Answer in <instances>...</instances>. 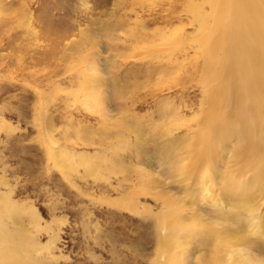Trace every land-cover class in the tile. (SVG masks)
Returning <instances> with one entry per match:
<instances>
[{
	"label": "rangeland",
	"instance_id": "rangeland-1",
	"mask_svg": "<svg viewBox=\"0 0 264 264\" xmlns=\"http://www.w3.org/2000/svg\"><path fill=\"white\" fill-rule=\"evenodd\" d=\"M210 8L0 0V264H155L167 242L194 264L209 234L210 264L230 245L264 263V195L256 231L232 141L201 154L217 165L207 187L185 165L217 89Z\"/></svg>",
	"mask_w": 264,
	"mask_h": 264
},
{
	"label": "bare ground",
	"instance_id": "bare-ground-1",
	"mask_svg": "<svg viewBox=\"0 0 264 264\" xmlns=\"http://www.w3.org/2000/svg\"><path fill=\"white\" fill-rule=\"evenodd\" d=\"M208 3L211 4L209 17L212 19L211 23H215V29L202 33L207 34L204 45L208 44L205 67L209 69L208 74L216 83L217 89L208 95L213 101L206 105L199 125L201 131L196 132L195 140L191 141L195 149H191L189 153L195 151L196 154L193 158L188 154L190 160L185 165L188 176H193L196 182L207 187L211 179L210 171L217 165L203 158L210 155L208 153L211 151H216L217 146L221 145L225 150L226 146H231L232 141L235 152L232 160L236 167L243 168V184L247 186L242 198L244 203L237 207L245 211L248 225L255 229L257 220L250 201L253 196L264 195V0H208ZM196 17L198 20L203 18L201 14ZM202 22L199 21L200 28H203ZM208 74L205 71L206 77ZM52 151L56 160L59 153L54 149ZM201 154L203 158L200 159ZM204 163L203 169L201 166ZM262 199L264 202V196ZM170 233L172 235L171 231ZM204 238L206 241L198 240V246L204 249L212 245V249L209 254L203 251L193 261L194 264H210L213 259L212 253L216 251L217 240H212L211 234ZM231 238L236 243L238 236L232 235ZM179 245L175 243L179 249H174L173 252L172 243L167 242L165 250L157 254L153 262L187 264L190 260H183L184 250L179 251L184 244ZM227 247L224 264H254V259L247 250L230 248L231 245ZM256 261V264H264Z\"/></svg>",
	"mask_w": 264,
	"mask_h": 264
}]
</instances>
